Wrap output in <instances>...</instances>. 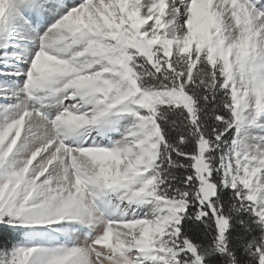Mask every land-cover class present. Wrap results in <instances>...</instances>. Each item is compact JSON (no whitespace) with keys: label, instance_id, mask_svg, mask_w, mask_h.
<instances>
[{"label":"snow or ice","instance_id":"1","mask_svg":"<svg viewBox=\"0 0 264 264\" xmlns=\"http://www.w3.org/2000/svg\"><path fill=\"white\" fill-rule=\"evenodd\" d=\"M0 264H264V0H0Z\"/></svg>","mask_w":264,"mask_h":264}]
</instances>
